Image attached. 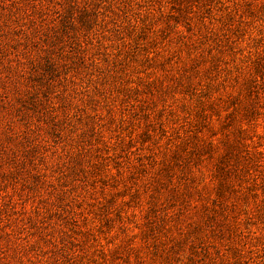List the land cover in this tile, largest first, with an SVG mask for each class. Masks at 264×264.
Listing matches in <instances>:
<instances>
[{
  "label": "rangeland",
  "instance_id": "rangeland-1",
  "mask_svg": "<svg viewBox=\"0 0 264 264\" xmlns=\"http://www.w3.org/2000/svg\"><path fill=\"white\" fill-rule=\"evenodd\" d=\"M0 264H264V0H0Z\"/></svg>",
  "mask_w": 264,
  "mask_h": 264
}]
</instances>
